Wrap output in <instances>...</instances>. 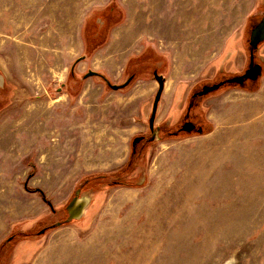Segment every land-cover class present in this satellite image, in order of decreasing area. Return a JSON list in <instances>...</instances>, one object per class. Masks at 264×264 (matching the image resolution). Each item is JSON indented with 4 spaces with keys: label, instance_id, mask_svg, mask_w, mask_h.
<instances>
[{
    "label": "rangeland",
    "instance_id": "obj_1",
    "mask_svg": "<svg viewBox=\"0 0 264 264\" xmlns=\"http://www.w3.org/2000/svg\"><path fill=\"white\" fill-rule=\"evenodd\" d=\"M263 13L264 0H0V264H264V44L251 88L194 101L201 133L161 126L131 151L150 136L152 71L154 126L177 125L191 91L242 70ZM76 192L90 203L66 222Z\"/></svg>",
    "mask_w": 264,
    "mask_h": 264
},
{
    "label": "flooded vegetation",
    "instance_id": "obj_2",
    "mask_svg": "<svg viewBox=\"0 0 264 264\" xmlns=\"http://www.w3.org/2000/svg\"><path fill=\"white\" fill-rule=\"evenodd\" d=\"M263 16H264V13L261 14V16L257 20L250 22L248 33H247V38H246V41H245L246 46L248 48L247 49L248 50V54H247V59L245 60L246 61L245 62V66L238 73L223 74L220 78H218L217 80L212 82V83H220V86L216 90H219L220 88H223V87H229V86H237L239 88H245V89L251 88V86H253L255 84V82L257 81V79L259 77H261V75L263 74V65L261 63V60L257 59V58L261 57V55L257 53V49H258V47H261L264 44V40L259 42L257 48L253 49V52H251V50H250L251 46L249 44L251 30L256 25H258L261 22ZM256 53L259 56L257 58H256V55H255ZM251 55H252V59H251ZM255 58L257 60H255ZM257 65L260 66L259 67V70L261 72L260 75L256 74V73H253L254 72V68L253 67L254 66L256 67ZM152 72L154 73V71H152ZM101 75L102 74L98 72V74L91 75V76H101ZM129 77H131V79H132V74H130L128 76V78ZM103 78L106 79L105 77H103ZM105 81H107V79ZM212 83H210V84H212ZM216 90H212V91L207 92V93H205L203 95L198 94L200 89L191 91V93L189 94V96L187 98V101H186V104H185V107H184V110H183L184 112L182 111L183 114L181 113L182 114V117H181L182 120L179 122V124H177V125L175 124L176 126L175 125L174 126L173 125H164V122H162L160 125H158L156 127L154 126L152 129H149V125H148L150 136L145 139V136L139 135V136H141V138L137 142H135L134 146L131 143V151H132V153H134V151L136 150L137 146L141 142H143V141H151L152 140L151 138L154 139L156 134L158 132H161V126L167 127L168 130H166V128H165L164 132H167L169 135L178 134V133H187L188 131L186 129H187L188 126H191L190 132H198L199 130H202L203 127H202L201 123L199 121L198 122L195 121L190 116V111L193 109V106H194V103H195L194 101L197 98L203 97L206 94H210V93H212V92H214ZM150 113H151V110H150ZM149 116H150V114H149ZM190 132H188V133H190ZM43 231L44 230H41V233Z\"/></svg>",
    "mask_w": 264,
    "mask_h": 264
},
{
    "label": "water",
    "instance_id": "obj_3",
    "mask_svg": "<svg viewBox=\"0 0 264 264\" xmlns=\"http://www.w3.org/2000/svg\"><path fill=\"white\" fill-rule=\"evenodd\" d=\"M264 40V16L262 17L261 22L256 25L250 33V50L251 52H253L254 48H257L258 44L260 41ZM81 57H79L78 59H81ZM251 59H252V55H251ZM259 65H257L256 67L254 66V72L256 74H261L260 70H259ZM98 74V72L93 71V70H88V72H86L84 74V77H88L91 75H96ZM154 79L157 81L158 83V88L156 90V93L154 95L153 101H152V107H151V113L148 119V125H149V129H152L154 127V119L156 116V111H157V106H158V102L160 100L161 97V93L163 91V86H164V78L161 74H157L154 71ZM131 80V77L127 78L126 81H124L121 84H111L108 80L106 81V83L108 84V86L113 89H121L123 87H125ZM220 86V83H212V84H204L202 85L200 91L198 92V94L203 95L207 92H210L212 90H216L218 87ZM188 132H190L191 130V126H188L186 129ZM201 130H199L198 132H200ZM141 138V136H135L132 139V145L134 146L135 142H137L139 139ZM153 140V138H151ZM90 203V196H83V197H78L77 196V192L75 193V195L73 197H71L70 201L68 202V204L66 205V211H67V217L64 221H71L74 219H78L80 218L85 209L87 208V206ZM60 222H56L55 225H58Z\"/></svg>",
    "mask_w": 264,
    "mask_h": 264
},
{
    "label": "trees",
    "instance_id": "obj_4",
    "mask_svg": "<svg viewBox=\"0 0 264 264\" xmlns=\"http://www.w3.org/2000/svg\"><path fill=\"white\" fill-rule=\"evenodd\" d=\"M203 131V129L200 132L197 133H201ZM35 191H37L40 194V197L49 205L51 206V204L49 203V201H47V199L45 198L43 192L40 189H35Z\"/></svg>",
    "mask_w": 264,
    "mask_h": 264
},
{
    "label": "crops",
    "instance_id": "obj_5",
    "mask_svg": "<svg viewBox=\"0 0 264 264\" xmlns=\"http://www.w3.org/2000/svg\"><path fill=\"white\" fill-rule=\"evenodd\" d=\"M38 197V196H37ZM39 198V197H38ZM43 205H45V202H41ZM14 206V205H13ZM40 209H42V206H40ZM10 210V209H9ZM9 210H7V213L5 214L6 215V217H8L9 216V214L10 213H8L9 212ZM13 215H14V213H13ZM13 215L11 214V216L13 217ZM3 227L1 226V224H0V229H2Z\"/></svg>",
    "mask_w": 264,
    "mask_h": 264
}]
</instances>
